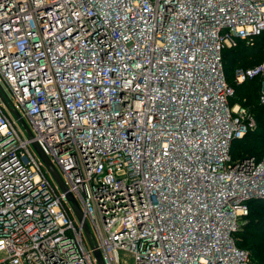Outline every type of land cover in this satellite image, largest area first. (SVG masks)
<instances>
[{"label": "built area", "instance_id": "obj_1", "mask_svg": "<svg viewBox=\"0 0 264 264\" xmlns=\"http://www.w3.org/2000/svg\"><path fill=\"white\" fill-rule=\"evenodd\" d=\"M262 33L264 0H0V264H255L264 156H230L257 122L222 50ZM231 75L264 105V58Z\"/></svg>", "mask_w": 264, "mask_h": 264}, {"label": "trees", "instance_id": "obj_2", "mask_svg": "<svg viewBox=\"0 0 264 264\" xmlns=\"http://www.w3.org/2000/svg\"><path fill=\"white\" fill-rule=\"evenodd\" d=\"M263 58L264 33L257 36L251 45H247L243 41L238 40L234 47L222 50V64L226 78L228 82L234 86L236 97L239 99L242 96L245 97L244 103L252 108L257 122V126L254 130L246 133L241 138L233 139L231 141L229 152L232 158L242 157L244 155H253L256 159H260L264 156V105L258 104L255 99V87L257 85V79L254 78L241 83V85L244 84L242 86L245 89L243 94L237 93L236 87L239 84H234L231 80L232 70L235 66L251 65L259 62ZM251 132L253 133L250 134ZM234 146L238 147L239 150L237 151L234 149ZM247 208V214L243 216L244 218L247 217L244 230L246 228H250L251 232L243 235V238L244 240L249 241V248L259 250L261 248L260 241L264 238V201L259 198H251L247 200ZM239 230L240 228H237L233 232L234 242L238 247L245 249L244 247L246 246H243V244L239 243L235 238V234H238ZM248 254L252 263H262L255 258V255L252 252L249 251Z\"/></svg>", "mask_w": 264, "mask_h": 264}, {"label": "rangeland", "instance_id": "obj_3", "mask_svg": "<svg viewBox=\"0 0 264 264\" xmlns=\"http://www.w3.org/2000/svg\"><path fill=\"white\" fill-rule=\"evenodd\" d=\"M238 63V62H237ZM236 64V63H235ZM244 85V84H242ZM241 84L237 85L236 87V90H237V93H241L243 94L245 92V89L244 87L242 86ZM256 132H259V131H256ZM255 132V133H256ZM253 132H251L250 134H252ZM234 149H236L237 151L239 150L238 147L234 146L233 147ZM240 148V147H239ZM262 208V207H261ZM247 218V217H246ZM242 217L239 225L237 228H240V230L238 231V234H235V238L236 240H238L239 243L243 244V246H246L244 247L248 252H252L254 255H255V258L261 262H264V238L260 241V244H261V248L258 250V249H251L248 247V244H249V241L247 240H244L243 238V235L245 234H248L251 232V229L250 228H246L244 230V225L246 224V221L247 219ZM259 224V223H258ZM236 228V229H237ZM243 231V232H242ZM234 238V236H233ZM254 258V259H255ZM255 259V260H256ZM126 264H132V259L131 258H126Z\"/></svg>", "mask_w": 264, "mask_h": 264}, {"label": "water", "instance_id": "obj_4", "mask_svg": "<svg viewBox=\"0 0 264 264\" xmlns=\"http://www.w3.org/2000/svg\"><path fill=\"white\" fill-rule=\"evenodd\" d=\"M15 114H16V116H19L17 114V112H15ZM19 120L21 122H23V120L20 117H19ZM23 124H24V122H23ZM33 147L37 150L38 154L40 155V157L42 158V160L45 162V164H46L47 168L49 169L51 175L55 178V180L57 182L60 183L61 182V179H60V177L58 175V172L56 171V169L54 168V166L52 165V163L49 161V159L47 158V156L40 150V148L37 146L36 143H33ZM69 198H70V200H71V202L73 204L74 210H75L78 218L81 220L82 227H83L84 232H85V234H86V236L88 238L90 234H89L88 228L86 226V223H85L84 219L82 218L81 213L79 212L78 206H77L75 200L71 197V195H69ZM93 252H94V255H95L96 259H97V262L99 264H102L98 251L97 250H94Z\"/></svg>", "mask_w": 264, "mask_h": 264}]
</instances>
